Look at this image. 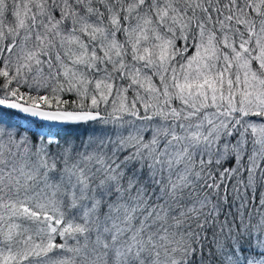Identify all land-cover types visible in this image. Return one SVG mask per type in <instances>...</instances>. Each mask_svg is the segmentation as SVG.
Wrapping results in <instances>:
<instances>
[{
    "label": "snow or ice",
    "instance_id": "snow-or-ice-1",
    "mask_svg": "<svg viewBox=\"0 0 264 264\" xmlns=\"http://www.w3.org/2000/svg\"><path fill=\"white\" fill-rule=\"evenodd\" d=\"M0 264H264V0H0Z\"/></svg>",
    "mask_w": 264,
    "mask_h": 264
}]
</instances>
